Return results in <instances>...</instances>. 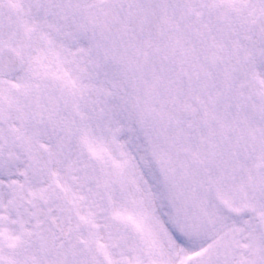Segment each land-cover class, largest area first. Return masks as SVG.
Instances as JSON below:
<instances>
[{"label":"snow or ice","instance_id":"6c2138e0","mask_svg":"<svg viewBox=\"0 0 264 264\" xmlns=\"http://www.w3.org/2000/svg\"><path fill=\"white\" fill-rule=\"evenodd\" d=\"M0 264H264V0H0Z\"/></svg>","mask_w":264,"mask_h":264}]
</instances>
